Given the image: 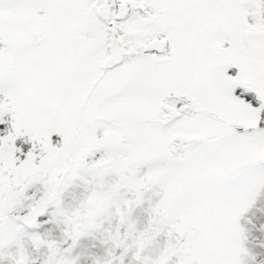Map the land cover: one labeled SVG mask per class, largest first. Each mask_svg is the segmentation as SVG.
Returning a JSON list of instances; mask_svg holds the SVG:
<instances>
[{
    "label": "snow or ice",
    "instance_id": "6c2138e0",
    "mask_svg": "<svg viewBox=\"0 0 264 264\" xmlns=\"http://www.w3.org/2000/svg\"><path fill=\"white\" fill-rule=\"evenodd\" d=\"M0 264H264V0H0Z\"/></svg>",
    "mask_w": 264,
    "mask_h": 264
}]
</instances>
